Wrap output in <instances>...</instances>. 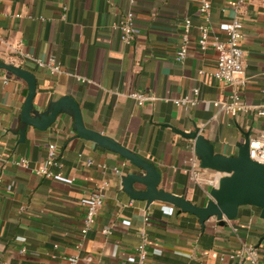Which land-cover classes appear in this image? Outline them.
<instances>
[{
	"label": "crops",
	"instance_id": "obj_1",
	"mask_svg": "<svg viewBox=\"0 0 264 264\" xmlns=\"http://www.w3.org/2000/svg\"><path fill=\"white\" fill-rule=\"evenodd\" d=\"M129 1L0 0V62L34 74L36 109L71 97L86 128L152 163L161 175L160 188L202 206L219 175L200 169L199 180H190L185 171L194 158L192 142L172 128L202 129L217 154L232 156L246 134L253 139L264 130V120L254 114L232 117L212 107L234 89L208 74L216 53L200 50L199 28L208 27L210 40L222 39L223 23L242 22L246 85L240 95L248 105H262L264 0H206L208 23L196 0H134L135 39L125 45L118 24L131 8ZM186 19L190 40L179 63L174 55ZM50 60L58 71L38 65ZM193 89L199 90L195 107L173 104L191 96ZM132 92L151 100L137 106L129 97ZM26 95L21 79L0 70V264H66L74 258L76 264H136L141 234L147 239V264H247L229 255L244 245L257 246L264 237L259 209L241 207L233 221L210 218L201 226L197 217L171 205L154 202L147 207L133 201L121 184L132 167L77 138L71 117L59 115L45 132L28 127L20 142ZM51 143L59 165L49 169L58 178L34 172L44 167ZM21 159L27 167L16 165ZM101 186L103 205L83 236L82 202ZM259 247L264 248V241Z\"/></svg>",
	"mask_w": 264,
	"mask_h": 264
},
{
	"label": "water",
	"instance_id": "obj_2",
	"mask_svg": "<svg viewBox=\"0 0 264 264\" xmlns=\"http://www.w3.org/2000/svg\"><path fill=\"white\" fill-rule=\"evenodd\" d=\"M0 70L21 79L27 86V95L19 116L21 128L20 142L24 140L28 127L45 132L59 115L72 118V129L77 138L111 151L121 157L130 169L121 177L122 191L133 201L145 202L149 207L154 202L175 207L179 212L188 213L198 218L201 226L210 218L220 223L237 218L241 207L259 209V217L264 220V165L249 158V136L237 145V152L232 156L217 154L214 146L204 137V131L197 127L193 131L183 132L172 128L183 139L192 142V152L201 170H208L219 175L217 182L208 192V200L202 206L193 204L181 196L160 188L161 175L156 167L140 158L119 142L85 127L81 110L69 96H63L48 103L45 109H36L33 100L36 92V78L33 73L21 67L0 62ZM139 186L140 188H136ZM264 237L256 246L258 248Z\"/></svg>",
	"mask_w": 264,
	"mask_h": 264
},
{
	"label": "built area",
	"instance_id": "obj_3",
	"mask_svg": "<svg viewBox=\"0 0 264 264\" xmlns=\"http://www.w3.org/2000/svg\"><path fill=\"white\" fill-rule=\"evenodd\" d=\"M198 2V13L202 16L205 23L209 22L210 5L206 0H196ZM131 8L121 18L118 29L120 31V40L123 44L129 45L135 39V15H134V0L129 1ZM240 4V3H239ZM191 22L186 19L183 23L181 43L175 52L174 59L176 62L182 63L187 55V48L190 40ZM224 38H215L210 40L208 36V27L203 25L199 28L200 37L198 45L201 51L211 48L216 53L215 67L208 73L216 81L230 85L234 91L226 100L213 101L212 107L218 113L236 117L238 115L254 114L264 120V104L251 106L246 104L240 95V89L246 85V78L244 76V53L242 50V43L244 41V27L239 19L223 23L222 25ZM39 66L47 67L52 71H58V67L54 65L53 60L49 63L43 64L38 62ZM199 74H204L200 71ZM6 83V80H5ZM199 94L198 89L192 90V95L173 100V104L181 108L195 107L197 104L196 97ZM129 97L136 103L137 106H143L145 102L151 100V97L140 92H132ZM249 158L259 164L264 165V130L259 133L256 138L249 141ZM93 161L87 160L86 165L92 166ZM190 169L185 171L190 180H199L198 161L194 157L191 161ZM19 167H27V161L21 159L16 163ZM58 152L56 146L51 143L47 146L45 165L44 167L35 170L37 175H43L48 178H58L59 174L54 175L50 171V167L58 166ZM118 173V170L115 169ZM3 181L0 177V189ZM104 195L102 193V186L92 191L87 199L82 202L85 209V215L82 220L81 234L84 236L92 228L95 223V218L103 205ZM148 221V219H145ZM109 234L108 231H104ZM259 248V247H258ZM255 245H244L238 252L229 255V259H241L247 264H264L261 255ZM21 253H25V249H21ZM136 264H147V239L144 234H141L140 242L135 248ZM66 264H76V259H69Z\"/></svg>",
	"mask_w": 264,
	"mask_h": 264
},
{
	"label": "trees",
	"instance_id": "obj_4",
	"mask_svg": "<svg viewBox=\"0 0 264 264\" xmlns=\"http://www.w3.org/2000/svg\"><path fill=\"white\" fill-rule=\"evenodd\" d=\"M258 251H259V253L261 255V259L264 260V248L259 247Z\"/></svg>",
	"mask_w": 264,
	"mask_h": 264
}]
</instances>
